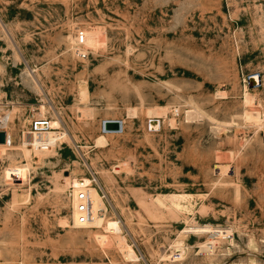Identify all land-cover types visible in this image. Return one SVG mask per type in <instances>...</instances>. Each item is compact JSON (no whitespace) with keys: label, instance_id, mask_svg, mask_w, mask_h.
Returning a JSON list of instances; mask_svg holds the SVG:
<instances>
[{"label":"rangeland","instance_id":"1","mask_svg":"<svg viewBox=\"0 0 264 264\" xmlns=\"http://www.w3.org/2000/svg\"><path fill=\"white\" fill-rule=\"evenodd\" d=\"M0 130V264H264V0H0ZM74 163L138 261L73 224Z\"/></svg>","mask_w":264,"mask_h":264},{"label":"bare ground","instance_id":"2","mask_svg":"<svg viewBox=\"0 0 264 264\" xmlns=\"http://www.w3.org/2000/svg\"><path fill=\"white\" fill-rule=\"evenodd\" d=\"M83 52H80L81 54ZM86 54V53H85ZM80 56V55H79ZM249 79L247 81L251 86L256 85L259 82V75L256 73H252L249 75ZM85 85V84H84ZM80 88L79 86V97L80 100H84L87 94L86 91V85ZM219 93V92H218ZM251 94L249 93L247 86L245 85V95H244V100L246 104V111L244 113V118L247 119L248 122L251 124H259L262 120L260 111L255 109L252 106H257L256 101H254L253 96H250ZM81 101V102H82ZM86 102V101H84ZM192 106V105H191ZM83 109H78L79 111L77 112V116L80 119L83 120H89L93 117L94 115V109L93 108H88L85 104ZM159 108V107H158ZM156 107L154 108H147V111L145 112L148 117V121L152 118H156L160 121V125L164 123V120L160 117V114L166 115L165 110H161L160 108L158 109ZM166 108V107H165ZM168 108V107H167ZM191 111H187L185 119L187 121L202 117L201 112L193 105ZM163 109V108H162ZM81 110V111H80ZM47 113L45 107L43 105L40 106L38 109L37 115L40 117L38 120L41 121H47V124L40 125L39 129L40 131L36 132L33 130V122L31 124V130H29V136L32 141H43V140H50L51 136L53 134H59L61 132V124L60 121L52 117L51 119L45 118V114ZM165 117V116H164ZM114 120V119H112ZM121 124H122V130L119 132H123V127H124V120L123 119H118ZM197 120V119H196ZM103 120L101 122V130L104 133H110V132H105L103 130ZM214 130H219L221 129L219 127V124L216 123V125L213 126ZM43 129V130H41ZM223 129V127H222ZM7 135V141H8V133L6 131ZM7 143V142H6ZM4 145V144H0ZM73 180L71 183V188H70V193L72 195L71 199V207H72V220L73 224L78 225V226H83L84 228H98L99 227V214L101 211L105 210V204L103 200L101 199V196L99 195L94 182L89 179L85 173V170L82 165L79 163H74L73 169L71 170ZM81 180H84L85 183L89 184V193L91 196V203H92V217L87 223L79 224L76 219V204H77V190L79 186V182ZM22 196V195H19ZM20 198V197H19ZM121 227L119 225V222L117 220H105L103 225L99 227V232L94 235V240L101 246L102 248H117L123 253V257L126 258L127 260H137L138 261V256L134 252V250L131 248V245H129L126 240L124 235L121 234Z\"/></svg>","mask_w":264,"mask_h":264},{"label":"built area","instance_id":"3","mask_svg":"<svg viewBox=\"0 0 264 264\" xmlns=\"http://www.w3.org/2000/svg\"><path fill=\"white\" fill-rule=\"evenodd\" d=\"M77 37L79 43L83 42V31H77ZM80 57L82 59L87 58L88 54L81 53ZM47 124V121L35 120L33 122V130L38 132L40 131V125ZM7 137V136H6ZM76 219L79 224L87 223L92 217V203L91 196L89 193V184L85 183L84 180L79 182L77 190V204H76Z\"/></svg>","mask_w":264,"mask_h":264},{"label":"water","instance_id":"4","mask_svg":"<svg viewBox=\"0 0 264 264\" xmlns=\"http://www.w3.org/2000/svg\"><path fill=\"white\" fill-rule=\"evenodd\" d=\"M160 128L161 125L158 119H150L148 121V129L150 131H159ZM103 130L105 132H119L122 130V124L119 120H105L103 122ZM6 138V132L4 130H0V144H5L7 141Z\"/></svg>","mask_w":264,"mask_h":264}]
</instances>
